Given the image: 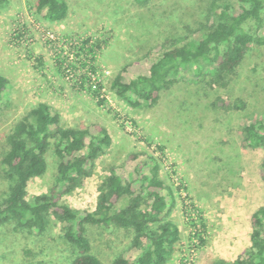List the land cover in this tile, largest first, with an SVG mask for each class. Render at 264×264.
<instances>
[{"label": "rangeland", "instance_id": "rangeland-1", "mask_svg": "<svg viewBox=\"0 0 264 264\" xmlns=\"http://www.w3.org/2000/svg\"><path fill=\"white\" fill-rule=\"evenodd\" d=\"M63 1L68 11L60 22L42 19L35 0L0 6V75L8 81L0 101V203L10 186L2 163L7 137L16 122L44 103L59 114L63 127L86 130V143L100 127L111 138L88 166L83 185L62 197L67 206L81 214L94 211L112 169L126 183L142 162L157 159L169 204L165 220L180 233L166 264L235 260L250 247L251 216L264 206V149L241 146L243 127L264 119V10L261 22L245 24L253 41L232 74L220 73L217 64L200 63L198 72L189 64L171 77L156 105L138 100L134 106L136 97L119 95L114 79L127 83L147 75L163 52L199 41L217 22L224 2L238 10V0ZM83 76L101 85L104 106L80 88ZM46 161L45 174L27 185L28 202L55 184L52 146ZM130 198H121L115 210ZM147 206L148 200L142 208ZM48 216L43 232L0 223V264H69L76 251L63 237L68 224ZM198 218L206 225V244L196 248L190 223ZM85 236L101 264L117 257L134 260L141 251L132 245L130 228L86 225Z\"/></svg>", "mask_w": 264, "mask_h": 264}, {"label": "trees", "instance_id": "trees-1", "mask_svg": "<svg viewBox=\"0 0 264 264\" xmlns=\"http://www.w3.org/2000/svg\"><path fill=\"white\" fill-rule=\"evenodd\" d=\"M143 3L146 0H135ZM7 0H0V6ZM239 9L226 1L217 14V22L205 29L199 41H191L165 52L149 68L147 75L121 83L114 79L113 87L119 95L133 94L138 100L156 105L160 92L176 77L183 67L192 64L196 72L200 63L217 64L220 73L232 74L241 63L252 36L244 26L249 21L261 22L264 0H238ZM37 14L44 20L60 22L67 17V5L63 0H35ZM88 40L86 41V43ZM99 49V44L93 46ZM89 53L94 50L89 49ZM94 55V54H93ZM80 88L88 92L98 106L105 105L101 97L102 87L91 84L83 76ZM8 85L0 75V101ZM242 148L264 149V119H252L243 127ZM88 132L61 125L59 114L53 113L47 104L41 103L31 109L29 115L15 123L7 137L8 150L2 163L10 180L8 195L0 203V223L14 221L17 226L34 232H43L51 214L60 222L68 224L65 241L76 251L69 264H101L90 253V244L85 236L86 225H116L133 231L132 245L140 254L129 260L115 258L111 264H166L180 239L178 227L166 221L169 204L163 192L164 182L159 177L160 160L142 162L135 178L123 183L121 177L111 170L101 184L94 211L81 214L71 209L62 197L80 188L89 176L88 166L111 144V138L103 127L98 129L86 143ZM52 140V142H51ZM57 158L54 186L47 195H40L28 202L27 185L30 180L43 176L47 170L46 154L49 147ZM163 153L162 146H156ZM264 180V159L261 163ZM140 189L139 194H135ZM131 196L127 205L116 211L121 198ZM146 200L147 208H142ZM191 241L195 247H203L206 240V225L201 218L190 223ZM250 247L233 261L216 260L213 264H264V206L251 216Z\"/></svg>", "mask_w": 264, "mask_h": 264}]
</instances>
